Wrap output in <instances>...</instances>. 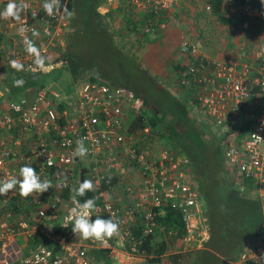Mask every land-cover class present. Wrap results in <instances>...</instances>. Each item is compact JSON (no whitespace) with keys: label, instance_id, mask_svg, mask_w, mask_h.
Returning a JSON list of instances; mask_svg holds the SVG:
<instances>
[{"label":"built area","instance_id":"2783aa9c","mask_svg":"<svg viewBox=\"0 0 264 264\" xmlns=\"http://www.w3.org/2000/svg\"><path fill=\"white\" fill-rule=\"evenodd\" d=\"M5 1L9 2L0 0V11L6 7ZM147 1L156 11H161L175 7L182 0ZM24 2L28 6L19 20L0 18V35L9 30L16 32V47L10 61L27 55L25 37L32 40L42 54L48 47H55L52 37L60 35L58 30L67 27L63 7L50 16L42 7L45 0ZM133 2L141 4L138 0ZM223 6L242 29H250L252 17L264 12L260 0H223ZM206 9L210 10L211 5H206ZM42 13L46 17L39 19L49 17L57 23L51 25L54 34L49 25L39 29L30 22L31 17ZM22 26L23 33L19 31ZM159 28L160 31L151 23L145 33L166 31L163 24ZM33 30L38 35H34ZM200 48L199 42L182 38L179 52L189 63L181 74L180 83L193 100L192 106L201 121L213 125L222 134L225 166L238 187L244 189L247 183L259 194L264 191V53L257 49L250 51L238 63L211 58ZM52 50L55 52L54 48ZM26 67L31 71L38 69L34 65ZM53 97L57 98V103L53 102ZM141 108L143 102L139 97L98 81L81 82L75 96L61 97L54 90L39 87L31 100L21 98L8 104L0 113V180L18 176L20 167L29 165L42 180H50L52 187L27 197L21 196L18 188L6 196L0 195L2 252L17 250L14 255L19 257L20 264H100L86 254L85 245L67 241L61 234L53 235V244H39L25 251L17 243L18 236L27 237L40 228L39 223L32 224L25 217L27 212H33L41 221H58L61 207L65 215L58 229L65 228L70 222L73 203L70 194L67 205L61 204L63 194L77 187L83 175L93 181L94 189L106 178L122 179L96 193L95 209L91 213H106L118 223V233L101 240V247L110 249L109 256L118 263L129 264L134 257L145 253L144 240L156 234V230L165 240L172 237V248L181 245L183 250H196L204 246L210 229L203 217L197 183L189 173V161L185 155L158 144L159 137L149 127L129 129L132 114ZM240 113L244 119L238 118ZM245 124L249 125L247 130ZM30 137L33 140L28 144ZM81 138L88 149L83 157L74 155L76 142ZM20 147L24 151H20ZM152 151L155 153L150 156ZM53 191L58 194L57 201L50 198ZM17 206L26 210L17 211ZM168 208L179 211L184 229L181 238L172 226L158 222L159 217H165ZM260 233L255 246L245 249L240 259L231 264H262L264 224Z\"/></svg>","mask_w":264,"mask_h":264},{"label":"trees","instance_id":"16d2710c","mask_svg":"<svg viewBox=\"0 0 264 264\" xmlns=\"http://www.w3.org/2000/svg\"><path fill=\"white\" fill-rule=\"evenodd\" d=\"M102 0H61V5L66 6L67 9L72 13L71 16H67L68 22L72 21L77 25H74L76 28H82L83 30H87L88 32H92L97 30L99 21L96 19L98 13L96 12L97 6L100 4ZM213 11L217 14L219 20L221 22H231L232 18L223 16L220 13L222 0H213L212 3ZM96 19V20H95ZM98 32L101 30H97ZM106 35V33L104 34ZM111 42L113 40V36L110 35ZM83 39L81 38V41ZM78 42V41H77ZM84 42V41H83ZM85 43V42H84ZM113 44V43H112ZM114 46V44H113ZM74 48V45H72ZM71 47V48H72ZM67 48L63 50V53H57L55 55L50 56L47 60H45V66L53 65L55 63L65 62L70 70L72 78L75 82L80 84L84 81H97L100 78H96L93 76L91 70L88 67H84L79 62V53H75V50ZM0 52V57L2 56ZM14 76L10 75L6 79V83L8 85V89L12 95L19 93L20 91L24 93V90L28 86H36L37 84V77L42 74L41 71H14ZM17 79H22L24 81L23 85L16 86L14 81ZM98 82H102L98 80ZM104 83V82H103ZM106 84V83H105ZM108 85V84H107ZM111 88L120 87V85H110ZM193 100H191V103ZM143 104L145 107L149 105L147 100L143 98ZM177 111L171 114L169 119H166V116L169 111H159L161 115L157 114L156 112L150 113L146 115V113L140 111L139 113H133L130 119L129 129L136 130L139 127H144L150 125L153 129H158L160 134L162 135L163 139L168 143V145L178 152H182L188 161V169L190 176L196 180L197 188L202 195L201 198L204 199L206 203V208L204 209V218L205 222L210 227V236L208 242L205 244V248L207 247L210 251L218 252L221 249L222 242H229L230 244L234 243L237 244V251L230 252L229 255L225 258L226 264H231L229 262H233L235 260L240 259L241 255L243 254L245 247L255 246L254 241L259 240L262 225L264 223V208H263V201L262 198L259 197L257 193H254L250 186L246 188L247 191L250 193H254L257 195V198H247L238 196L235 194H231L234 185V179L229 177L226 179L227 176L225 174L228 173V169L225 166V155H224V144L222 143V136L219 137L217 134L211 135L208 133L211 129L205 123L199 122L198 120H190L187 118L186 114H188L190 107L186 105H180L177 103ZM185 114V116H184ZM241 114V113H240ZM173 118V119H171ZM247 125V124H245ZM215 136V141L209 140L211 137ZM221 143V145H219ZM214 154L216 158H219V164H215L214 160H212ZM222 160V162H221ZM216 167L214 173H211L210 167ZM85 180V175H83L82 180ZM118 182L117 177H109L104 179L98 190H107L109 186L115 185ZM98 191L94 189L93 191L87 192L83 197H77L78 200L81 202L87 199H94L95 195ZM72 192L65 191L64 195L68 198ZM216 201H219L222 204L221 208H217L216 210L212 209V204H215ZM238 209L244 210L243 214L239 215ZM212 210L215 214L218 215L220 225H225L227 217H231V219L235 222L233 226L221 228V231L217 230V234L219 235V239L215 241V231L212 226V223L209 220V217L206 213H210ZM225 213V214H223ZM223 214V216H222ZM92 218L97 216L103 218H109L110 216L105 213H98L91 215ZM159 224H165L166 226L170 225L174 229L177 230L178 237L182 236L183 234V225L180 222L179 211L176 208H168L165 217H159L158 219ZM222 222V223H221ZM240 222V224H238ZM235 224L238 225L235 228ZM226 226V225H225ZM72 225L69 223L67 227L60 231L62 234L67 236L68 240H71V235H75L72 232ZM141 232V230H138ZM219 231V232H218ZM226 231V232H225ZM156 233L159 234L161 240H154L155 234L149 235L144 240L143 246L146 248L148 255L152 254V257L147 259L151 264H183L182 256L184 253L180 252L182 246L177 245L175 249L177 250L176 253L173 255H166L163 256L164 253L168 250V244L172 242V237L168 236V241L164 242V238L161 236L160 231L156 230ZM225 235V236H224ZM77 238L79 235H75ZM40 235L39 239L34 240L33 245L39 244H50L51 241L48 237L41 238ZM109 239V238H105ZM89 239H79V241L84 242V244H88L86 246V254L90 257H93L97 262L103 261L104 264H110L112 262L110 254V249L108 248H98V247H90ZM101 241H94V245H98ZM225 242V243H226ZM31 245V241L29 242ZM36 246H32L35 248ZM204 248V249H205ZM202 250V249H201ZM196 251H192L190 264H200L201 258L195 254ZM200 251V250H199ZM235 253V254H233Z\"/></svg>","mask_w":264,"mask_h":264},{"label":"crops","instance_id":"0c3cea01","mask_svg":"<svg viewBox=\"0 0 264 264\" xmlns=\"http://www.w3.org/2000/svg\"><path fill=\"white\" fill-rule=\"evenodd\" d=\"M138 1L141 2L140 6L135 4L133 0H102L96 8V12L99 15L96 17V19L99 21V23L95 27H98L97 30H101L103 32V35L106 33L107 37H110V35L113 36V40L116 43L118 52L122 51L126 53L127 55H133L136 57H140L146 63L148 64L150 63L151 67L155 66L158 62L163 63L162 68H164V71L166 72L165 75H168V77L166 78L167 81L169 82L170 77H171L170 83L174 82L175 84H177L178 81L176 80V78H178V76L176 73L183 66L181 62L186 63V60L184 59V55H182L179 52V45L182 41V38L188 40V38L185 37V34L188 33L187 30L188 28H190V25L192 23L196 26V28L199 29L200 24H201L200 18H202L201 14H204V12L206 11V5L208 4H210L211 6L213 5L212 4L213 0H182L175 7H172L169 10L163 9L161 11H156L153 8L152 4L148 2L147 0H138ZM7 3L8 2L5 1L4 6ZM213 13L216 14L215 12ZM220 13L223 16L232 18L231 22L229 23L235 22L237 28H239L238 33H237V36H238L237 42H245V43L248 42L252 44L253 43L257 44L256 42L258 43L261 42L263 47L260 48L259 50H262V52L264 53V26L261 27L259 25L254 24L256 20L261 21L262 20L261 18H264V12L263 14L259 16L252 17V19L250 20L252 24L250 29H242L239 23L237 22L236 18L234 17V15H230L228 12L224 11L222 4H221ZM41 16L46 17L45 13L37 14L36 17L30 18V22L35 24L39 29H41L42 25H49L51 29L52 24H57L55 21H53L52 18H49V17L42 19V20L39 19ZM67 16L68 15L66 13V19H67ZM66 22L65 24L67 25V27H65L64 29L62 28L58 30L60 32V35L52 37L53 43L54 45H56V48L60 50V53H63V50H65L67 46L71 48L72 45L78 46L79 44L80 47H83L84 45L83 40L81 41V37L79 36V33H81L84 30L81 27L76 28L74 25H77V24L73 23L72 21L70 22V20L68 22V19ZM63 23L64 22H61L60 24H63ZM151 23H153L154 27H156L158 31L161 30L159 28L160 25L162 24L165 25L166 31L162 35H157V36L146 34L145 29ZM254 26H256L257 28L258 27L260 28L256 30L252 28ZM38 31L40 32V30ZM51 31L53 32L54 29H51ZM256 33L258 34L259 39L257 38ZM15 34H16L15 30H9V31H6L5 34L0 35V52L3 53L1 54L2 56L0 57V79H1L0 113L7 109L8 104L11 101H16L21 98L31 100L35 92L39 88L36 86H28L25 88L24 93L20 91L19 93L15 95H12V93H10L8 89L6 79L10 75L14 76L13 72L15 71L14 69H11L9 65V61L12 58V51L16 47V45L14 44L16 41ZM10 35L12 37H10ZM197 36L198 34H196L195 37ZM7 43L9 44V47L7 46ZM176 51L181 57L178 60H173L172 57ZM41 55L45 58V60H47L50 56L55 55V52H53L52 48L48 47L47 52L42 53ZM243 59H245V56L243 57ZM219 60H224V59H219ZM18 61L24 65L25 70H28V68L26 67L28 65H34L35 67H37L38 69L33 70L34 72L41 71V73H43L44 71H47L45 70L46 67L47 68L49 67L48 65L46 67L44 65V67L42 68L37 66L36 64H34V58L28 54L24 55V57L19 59ZM161 74L163 77L164 73L162 71H161ZM120 88H122L124 91L128 93H131L134 96V98L139 97L138 95L135 94V92H130L127 88L123 86H120ZM178 90L180 91V87L178 88ZM182 91L186 92L185 88H182L181 92ZM9 97H11L12 100H9ZM211 131L216 134L215 130L211 129ZM32 140H33V137H30L28 139V144L31 143ZM163 144L166 145L168 148V143L165 140ZM20 151H24L23 147H20ZM153 153L155 152L152 151L151 153H149V155L152 156ZM179 153H182V152H179ZM50 198L57 201L58 194L55 191H53L50 194ZM62 200L63 202L61 204H64L66 206L68 203L67 198H64V199L62 198ZM8 205L9 204H7L6 206ZM15 209L17 211L26 210V208H23L20 206H17ZM31 213L32 214H29L27 212L25 217L32 224L39 223L40 228L37 229V231L34 234L28 235L27 237L18 236V238L21 237L23 240V243H19L18 238H17V243L19 247L22 249V251H25L28 248H33L32 246H36V245H33V242L34 240L39 239L40 235H42L41 237L42 239L43 237H48L52 243L53 235H55L56 237L58 234L61 233L60 232L61 229H58V224H59L58 221H49V220L41 221L37 219V217L33 214V212ZM54 230H57V231L53 233ZM155 235L156 236L154 240L159 239L158 241H160L161 238L159 234L156 233ZM71 240L77 241L78 238L75 235H72ZM30 241H31V245L29 244ZM20 248H18L19 252L21 251ZM247 248L248 247H245V249ZM181 250L183 251L184 255H187V258H190L191 255L193 254L191 253L192 251L186 252L183 249ZM16 251L17 250H12L9 252H2V244H0V264H20L19 257L17 255H14ZM4 258H7L6 262H4ZM129 264H151V263H149V261L145 258V256L143 257L137 256V257H134Z\"/></svg>","mask_w":264,"mask_h":264},{"label":"rangeland","instance_id":"374dc122","mask_svg":"<svg viewBox=\"0 0 264 264\" xmlns=\"http://www.w3.org/2000/svg\"><path fill=\"white\" fill-rule=\"evenodd\" d=\"M201 16L202 18H200L201 24L199 29L196 28V26L192 23L190 25V28H188V33L185 34V37L188 38V40L191 42L199 41L201 43V50L207 56L214 59L232 60L234 62L240 63L244 56L250 54V51L252 52L256 49L259 50L263 47L261 42H256L257 44H252L248 42H237V33L239 28H237L235 22H221L217 14L207 11H205L204 14H201ZM261 19V21H253L254 24L259 25L261 27L264 26V18ZM252 28L257 30L260 27L257 28L256 26H254ZM162 34L163 33H159L158 35ZM196 34H198L197 37H195ZM79 36L85 42L83 47H80L78 44V46L74 45V48L71 46V49L75 50V53H79L80 64L84 67H88L94 77L100 78L98 80L108 85L123 86L127 88L130 92H135V94L139 97L145 98L149 105H147V107L144 106L143 108H141V111L146 113V115H149L150 113L152 114L154 112L161 115L160 112L162 110L169 111L166 116V119H169L172 113H178L176 108L177 103H179L180 105L188 106V103L191 102V98L186 92H181V90L179 91L178 85L174 82L170 83L171 77L170 81H167L166 78L168 77V75H165L166 72L164 71V68H162L163 63L158 62L155 66L151 67L150 63H146L140 57L127 55L122 51L118 52V48L114 40H112L111 42L110 37L103 35L102 31L98 32L97 30H94L92 32H88L87 30H84L79 33ZM256 36L259 39L257 33ZM10 37L12 36L10 35ZM112 43L114 44V46ZM7 46L9 47L8 43ZM51 48H55L54 51L56 53L60 52V50L56 48V45L55 47L51 46ZM180 57L181 56L176 51L173 54L172 58L173 60H178L180 59ZM64 63H55L52 65V68L46 67L45 70L47 71H44L37 77V84H39L38 87L45 88L47 90H54L58 92L61 97L65 95L75 96V92L80 84L78 83L77 85L75 80L72 78L68 66ZM161 71L164 73L163 77ZM9 100H12V98L9 97ZM53 102L57 103V98L53 97ZM158 110L161 111L159 112ZM186 116L190 120H196L195 116L190 111L188 112V114H186ZM238 118L244 119L242 114H240ZM209 128L214 130L213 126H209ZM248 128L249 125L245 127V130H247ZM208 133L216 136L214 132H210L209 130ZM215 136L211 137L209 140H213L214 142H216L214 140ZM219 145L223 147L221 143H219ZM212 160H214V163L216 165L219 164V158H216L215 154ZM210 168L211 170L209 171L211 173H214L216 167L211 166ZM225 176H227L226 179H228L229 177H231V173L229 172L225 174ZM245 187H248L247 183H245ZM259 196L260 198H262L264 208V191H262ZM200 205L203 209L207 207L203 198L200 199ZM221 207L222 204L219 201H216L215 204H212L213 210H216L217 208ZM235 208L239 210L237 206H235ZM238 213L239 215L241 213L246 214L242 209H240ZM206 214L209 217V220L214 228L215 241L219 239L217 230L221 231V228L225 227L226 229V227H231L233 226L232 222H235L231 219V217H227V222H225L226 226L222 224L221 227L217 214H215L212 210H210L209 215L208 213ZM238 224H240V222H238ZM237 227L238 225L235 224V228ZM18 242L23 243L21 237L18 238ZM225 242H222L221 249L218 250L219 253L210 251L207 247L205 249H202L200 251L198 250L197 252H195V254H197V256L201 258L200 264H226L224 262V257H227L230 252L236 253L237 244H235V242L233 246V244ZM181 262L183 264L191 263L190 259L187 258V255L182 256ZM110 264L119 263L116 260H113Z\"/></svg>","mask_w":264,"mask_h":264},{"label":"clouds","instance_id":"9594fccd","mask_svg":"<svg viewBox=\"0 0 264 264\" xmlns=\"http://www.w3.org/2000/svg\"><path fill=\"white\" fill-rule=\"evenodd\" d=\"M260 2H261L262 7H264V0H260ZM27 6L28 5L24 2V0H20L19 3H17L16 0H9V2L7 3V5L3 9V11H0V18L19 20L21 13L23 12V10L25 8H27ZM42 7H43L44 11L50 16L53 15L54 11L60 7H63V10L65 11V13H67L68 16L72 15V13L67 9L66 6L61 5V0H45ZM222 7L225 11V8L223 6V0H222ZM206 11L211 12V13L214 12L212 6H211L210 10L206 9ZM237 22H238V20H237ZM19 31L21 33H23L25 31V28L22 26L19 29ZM33 34L38 35V33H36L35 30H33ZM153 34L156 36L158 35L156 33H153ZM24 45H25V52L34 58V64H36L37 66H39L41 68L44 67L45 58L41 55L40 50L37 48V46L34 44V42L32 40L28 39L27 37H25L24 38ZM200 51H202L201 48H200ZM184 59L186 60V63L185 62L182 63L183 64L182 68L179 71H177V73H176L178 76V78H176V80L178 81V83H177L178 85L179 84L181 85V83H180L181 74L184 71H186V68H187L188 63H189L188 62L189 60L187 57L184 56ZM61 62H63V61H61ZM58 63H60V62H58ZM9 64H10V67L13 68L17 72L24 70V65L17 60H12L9 62ZM48 66H50V65H48ZM52 67H49V68H52ZM23 83H24V81L22 79H17L14 81V84L16 86H21V85H23ZM180 85L178 86V88L180 87V90H181L184 87L180 86ZM186 93H187V90H186ZM139 98L143 102V98H141V97H139ZM189 104H190V106H189ZM144 106H145V104H143V107ZM188 106L190 107L189 111L195 116V119L198 120L199 122L204 123L199 118L198 113L194 109V107L192 106L191 102L188 103ZM140 111H141V109L139 110V112ZM205 124L207 126H213L211 124H207V123H205ZM144 127H149L151 129V131L159 137L158 144L160 143L164 147H167L166 145L163 144L164 139H163V137L160 134L158 129H153V127L150 125H147ZM139 128H141V127H139ZM214 130L216 131V134L219 137L222 136V134L215 127H214ZM76 144H77V146H76V149L74 151V155L80 156V157L85 156L88 152V149L84 146V139L81 138V139L77 140ZM168 148L172 149L169 145H168ZM172 150H174V149H172ZM174 151L178 152L177 150H174ZM229 172L230 171L228 170V173ZM231 176L234 179V185H235V188H233V189H236L238 191H243L246 189V188L240 189L238 187L237 181L233 177L232 173H231ZM119 179H121V178L119 177L118 180ZM50 187H52L50 180H48V179L42 180L41 177L37 174L35 168H33L32 166H29V165H24V166L20 167V169L18 171V176H12L11 178H8L5 180H0V195L6 196L9 191L18 188L19 194L23 197H27V196L31 195L32 193H38V194L44 193ZM94 188L95 187H94L93 181L90 179H85V180L79 182L77 187H73L71 189V192H72L71 201L73 203V207L70 210V222L69 223L72 225V229H71L72 232L75 235H79L78 240L77 241L68 240L66 238L67 236H65V234H62V233H60V234L62 236L64 235V237L67 241H70L73 243H80L82 245L88 246V244H84V242L79 241V239H81V237H82L83 239H89L88 242H89L90 247L103 248V247H101V245H102L101 242L98 245H94L93 244L94 242L90 241V239H95V241L99 242L105 238H112L114 235H116L118 233L119 226H118V223L116 221H114V219L111 217L103 218V217L97 216L95 218H92L91 213L95 209V200L94 199H87L83 202H81L80 200L77 199V197H83L87 192L93 191ZM98 189H96V190L99 192L100 190H98ZM252 194H254V193H252ZM97 195H98V193H97ZM200 196H201V194H200ZM63 197H64V194H63ZM64 198H67V197L65 196ZM203 213H204V209H203ZM64 215H65V211H63V209L61 207H59L58 222L63 220ZM203 217H204V214H203ZM69 223H66L64 225V227H67L69 225ZM209 229H210V227H209ZM209 236H210V232H209ZM70 237H72V235ZM167 241H168V238H167V240L164 239V242H167ZM207 242H208V240L206 241V243ZM51 244H53V243H51ZM205 244L202 248H199L196 250L204 249ZM172 247H173L172 242H170L168 244V250L166 253L163 254V256L173 255L174 253H176L177 250L175 248H172ZM181 249H183V248H181ZM144 250H145V253L139 254L137 256H140V257L145 256L146 259H149L150 257H152V254L148 255L146 248H144ZM184 251L190 252V251H195V250H184ZM180 252L183 253L182 250H180ZM111 259H112V261L114 260L113 258H111ZM260 261L262 262V264H264V254H261ZM99 263L104 264L103 261H100ZM119 264H121V263H119Z\"/></svg>","mask_w":264,"mask_h":264},{"label":"water","instance_id":"95a60500","mask_svg":"<svg viewBox=\"0 0 264 264\" xmlns=\"http://www.w3.org/2000/svg\"><path fill=\"white\" fill-rule=\"evenodd\" d=\"M231 194H235V195H238V196H242V197H247V198H257L256 195H253V194H250V193H245V192H242V191H238L236 189H233Z\"/></svg>","mask_w":264,"mask_h":264},{"label":"flooded vegetation","instance_id":"af4514ba","mask_svg":"<svg viewBox=\"0 0 264 264\" xmlns=\"http://www.w3.org/2000/svg\"><path fill=\"white\" fill-rule=\"evenodd\" d=\"M242 192H245V193H250L249 191H247V190H243ZM251 194V193H250ZM253 195H255V194H253Z\"/></svg>","mask_w":264,"mask_h":264}]
</instances>
